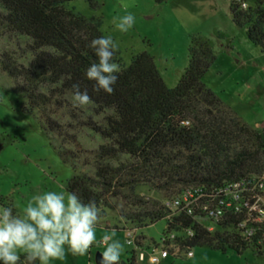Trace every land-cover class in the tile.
I'll list each match as a JSON object with an SVG mask.
<instances>
[{
	"label": "trees",
	"instance_id": "1",
	"mask_svg": "<svg viewBox=\"0 0 264 264\" xmlns=\"http://www.w3.org/2000/svg\"><path fill=\"white\" fill-rule=\"evenodd\" d=\"M73 1L0 0V38L23 41V53L30 55L19 63L24 57L2 53L0 70L26 97V109L36 114L44 130L60 140L59 157L74 172L66 192L75 191L84 203L94 200L100 219L112 212L121 229L129 224L141 230L165 220L163 236H178L173 246L179 253L205 247L264 255L240 236L237 223L215 224L208 232L201 218L169 205L186 189L216 188L264 172V131L245 124L201 81L215 60L212 41L191 36L187 66L172 89L165 86L153 58L141 52L126 67L120 65L113 94L94 92L95 81L85 71L98 63L88 45L103 36L101 21L67 9ZM228 1L233 24L264 53V0ZM113 62L119 63L116 52ZM77 83L91 97L85 108L73 107L72 85ZM80 129L98 136L101 144L83 149L75 135ZM66 143L73 149L64 148ZM78 162L92 173L78 171ZM142 187L158 194L161 202L139 194ZM185 230L192 235L185 237ZM141 239L137 237L136 249ZM134 253L127 264H136Z\"/></svg>",
	"mask_w": 264,
	"mask_h": 264
},
{
	"label": "rangeland",
	"instance_id": "2",
	"mask_svg": "<svg viewBox=\"0 0 264 264\" xmlns=\"http://www.w3.org/2000/svg\"><path fill=\"white\" fill-rule=\"evenodd\" d=\"M65 7L101 21L103 37L111 36L118 45L119 65L126 67L133 54H149L169 89L175 87L187 66L191 36L210 39L215 60L202 77V83L245 124L264 131V53L247 40L243 28L233 24L228 0H77ZM177 9L181 10L179 14ZM128 13L134 15L135 23L123 33L115 27L114 21ZM4 52L12 54L13 58L24 57L19 63L30 58L23 53V41L7 37L0 38V54ZM26 107V97L0 70V207H12L15 215H23V209L35 195L48 191L67 194L65 185L74 173L59 157L60 140L55 134L46 132L42 121ZM66 132L74 134V130ZM75 135L83 149L92 150L101 144V139L86 129L75 131ZM64 148L72 150L73 146L66 143ZM76 167L80 172L92 173L89 166L80 162ZM137 192L161 202L158 194L147 188H138ZM203 224L215 229L209 221ZM120 226L115 215L106 211L96 230L98 241L105 232L115 230L114 239L124 243L126 231H132L136 238L143 239L138 249L142 250L145 260L138 261V249L125 243L121 262L126 263L134 251L136 264H149L147 258L152 248L161 247L165 220L141 230L129 224L124 229ZM103 250L104 246L98 243L84 256H72L66 249L63 261L51 260L49 264H94V255ZM190 250L192 257L181 252L159 264H264V255L258 256L251 249L240 255L228 249L225 253L205 247Z\"/></svg>",
	"mask_w": 264,
	"mask_h": 264
},
{
	"label": "clouds",
	"instance_id": "3",
	"mask_svg": "<svg viewBox=\"0 0 264 264\" xmlns=\"http://www.w3.org/2000/svg\"><path fill=\"white\" fill-rule=\"evenodd\" d=\"M127 8V5H124ZM179 14L180 9L175 10ZM194 18V17H193ZM115 27L123 33L128 32L135 23L133 14L128 13L114 21ZM95 51L98 63H92L85 71L88 80L95 81L94 92L103 90L114 93L120 65L113 62L118 45L111 36L98 37L88 45ZM74 108L91 103L88 91L80 90L79 84L72 85ZM101 209L94 200L84 203L75 192L48 191L35 195L23 209V215L13 214L12 207H0V262L2 264H49L51 260L72 256L87 255L94 244H102L99 264H122L121 256L125 243L114 239L116 233L105 232L97 239V227Z\"/></svg>",
	"mask_w": 264,
	"mask_h": 264
},
{
	"label": "built area",
	"instance_id": "4",
	"mask_svg": "<svg viewBox=\"0 0 264 264\" xmlns=\"http://www.w3.org/2000/svg\"><path fill=\"white\" fill-rule=\"evenodd\" d=\"M241 7L245 8L246 3H241ZM169 205L173 209L181 207L188 215H195V217L209 221L214 225L230 221L237 223L240 236L259 248L260 252L264 251V172L236 181L224 182L216 188L206 189L198 186L186 189L174 197ZM204 228L208 232L213 231L210 226L204 225ZM183 235L191 236L192 232L185 230ZM175 237L178 236L175 233H170L162 239L161 244H170L168 248H152L148 254V263L159 264L161 260L169 256H177L178 248L173 246ZM127 240L132 241L131 244L126 243L127 246H135L137 238L132 231H126L125 242ZM98 245L103 246L99 243ZM170 250L172 254L169 253ZM185 256L192 257L191 250H187ZM137 260L140 262L145 260L141 249H138Z\"/></svg>",
	"mask_w": 264,
	"mask_h": 264
},
{
	"label": "water",
	"instance_id": "5",
	"mask_svg": "<svg viewBox=\"0 0 264 264\" xmlns=\"http://www.w3.org/2000/svg\"><path fill=\"white\" fill-rule=\"evenodd\" d=\"M99 259H100V253H96L94 255V264H99ZM122 264H127V263H122Z\"/></svg>",
	"mask_w": 264,
	"mask_h": 264
},
{
	"label": "crops",
	"instance_id": "6",
	"mask_svg": "<svg viewBox=\"0 0 264 264\" xmlns=\"http://www.w3.org/2000/svg\"><path fill=\"white\" fill-rule=\"evenodd\" d=\"M169 257H167L166 259H163V260H167Z\"/></svg>",
	"mask_w": 264,
	"mask_h": 264
}]
</instances>
